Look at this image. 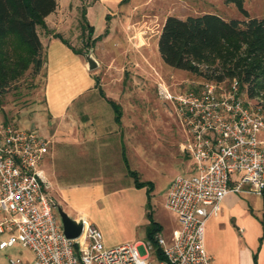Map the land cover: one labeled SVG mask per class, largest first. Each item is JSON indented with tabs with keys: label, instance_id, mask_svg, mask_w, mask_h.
<instances>
[{
	"label": "rangeland",
	"instance_id": "374dc122",
	"mask_svg": "<svg viewBox=\"0 0 264 264\" xmlns=\"http://www.w3.org/2000/svg\"><path fill=\"white\" fill-rule=\"evenodd\" d=\"M95 1L56 0V17L48 20V33L37 27L42 39L61 36L84 55L91 53L97 67L89 72L98 79L97 86L100 85L103 93L95 89L73 105L74 123L78 126L75 136L69 137V143L59 145L63 152L61 165L67 162L65 166L77 179L102 181L105 189H114L124 184L118 176L124 170L119 159V152L123 149L125 156L131 159L130 171L138 174L140 182H152L149 210L153 219L163 226V236L173 238L176 217L164 207L165 183L177 173H183L174 165V161L181 157L182 128L172 104L160 95L159 86H166L172 93H182L206 80L166 66L157 50L158 36L169 16L185 19L212 13L225 20L242 21L245 18L225 0L99 1L90 9L88 23L97 35L104 38L92 45L89 42L96 35L93 32L88 39V33L80 26L82 11L87 14ZM243 8L250 18L264 19V0H244ZM49 49L55 56L58 54L56 46ZM44 86L43 68L38 75L27 71L0 96V122H11L21 128H34L31 126L35 125L41 132L46 120L42 106ZM102 97L118 104L122 115L119 124L108 119L107 114L114 115V112L109 104L101 101ZM92 115L97 117L93 119ZM91 118L92 125L88 123ZM101 119L104 137L98 135L94 141L85 137L84 132L89 128L95 131ZM185 164L188 171L190 162ZM232 195L241 200V207L261 212L260 197L251 193ZM145 198L147 202V196ZM136 200L133 195L125 201L117 200L106 212L93 210L102 222L106 242L124 244L140 239L142 231L138 226L142 214L141 208L135 206ZM58 222L60 224V220ZM138 252L145 254L142 246L138 247ZM9 259L32 264L33 256L29 250L15 245L0 251V264H9Z\"/></svg>",
	"mask_w": 264,
	"mask_h": 264
},
{
	"label": "built area",
	"instance_id": "2783aa9c",
	"mask_svg": "<svg viewBox=\"0 0 264 264\" xmlns=\"http://www.w3.org/2000/svg\"><path fill=\"white\" fill-rule=\"evenodd\" d=\"M236 79L206 80L196 88L159 93L172 104L184 133L180 151L192 162L191 175H177L164 207L179 223L172 244L159 234L153 244L108 248L101 231L86 218L76 239H67L39 166L50 140L34 128L0 122V251L20 245L32 264H211L204 246L208 219L217 217L227 195L264 194V89L249 97ZM9 264L22 263L9 259Z\"/></svg>",
	"mask_w": 264,
	"mask_h": 264
},
{
	"label": "crops",
	"instance_id": "0c3cea01",
	"mask_svg": "<svg viewBox=\"0 0 264 264\" xmlns=\"http://www.w3.org/2000/svg\"><path fill=\"white\" fill-rule=\"evenodd\" d=\"M99 1L104 2L106 0H96L93 5L88 8L86 14L88 22L90 9ZM56 11L57 7L53 13L44 19L46 25L49 24L48 20L51 19V17H56ZM94 34L96 35L95 37L99 36L95 32ZM39 38L43 46L45 57L43 66L45 72V86L43 89L42 106L45 110L46 120L45 118V121L42 120L43 127L41 132L35 125L31 127L36 128L40 136L49 139L51 142L49 152L39 166L41 176L47 187L46 191L57 206L70 218L78 220L84 217L90 223L94 224L101 233L103 230L102 222L98 216L93 213V210L106 212V210L110 208V205H113L117 200L125 201L134 195L137 198V205L135 204V206L141 208L139 209L142 214V221L138 228H140L142 232L140 239L128 243L134 244L138 249L139 246H142V244L147 241L145 232L149 222L146 218V192L145 188L136 189L133 179L127 174L124 159L126 160L128 168L132 167L130 165L131 159L128 155L125 156L123 149L119 152V159L122 166H124V170L120 171L118 176L124 180V184L114 189H105V183L102 181H82L81 179H77L74 172H72L69 167L65 166L67 162L61 165L63 161H61V153L63 152L61 151L62 147H59V145L62 143H69V137L75 136L77 131L78 125L76 122L74 123L73 105L78 100L84 98L85 94L92 93L95 89L101 91L102 89L100 85L99 87L97 86L95 81L96 77L87 70L82 55L74 54L60 40L53 37L42 39L39 36ZM50 46H56L58 52V54L55 53L56 56L53 52H50ZM101 101H105L106 104H109L108 101L112 102V100L104 97H102ZM107 115L108 119L115 124V116L113 114ZM92 117L95 119L97 115H92ZM121 119L122 115L120 121ZM91 121L92 118L89 119L88 123L92 125ZM102 121L101 119L99 124L96 125V127H98L94 128L95 131L92 128L87 129L84 132V136L90 138L92 141H94L93 139L98 135L104 137ZM183 142L184 133L182 131L181 144ZM180 154L181 157L174 161V165L183 173H177L175 176L170 177L165 183L166 194L174 177L177 175L188 176L193 173L191 160L181 151ZM133 157L134 156H132V158ZM187 161L190 162L188 171L185 164ZM232 194L233 193L227 195L223 200L220 214L217 217L208 219L205 224L204 246L208 254L213 256L211 264H254V254H256V264H264V228L261 225V220H264L263 197L258 196L261 198L262 202L261 212L258 213L253 209L249 210L247 207H241V200ZM97 207L99 208L97 209ZM158 224L162 228L159 235L164 238L167 245L172 244L173 238L169 236L165 238L163 236L164 228L160 223ZM178 228L179 223L176 218L173 232L178 230ZM260 239H262L261 243ZM103 241L108 248L123 244L106 242L104 235Z\"/></svg>",
	"mask_w": 264,
	"mask_h": 264
},
{
	"label": "trees",
	"instance_id": "16d2710c",
	"mask_svg": "<svg viewBox=\"0 0 264 264\" xmlns=\"http://www.w3.org/2000/svg\"><path fill=\"white\" fill-rule=\"evenodd\" d=\"M123 0L121 3H124ZM244 0H225L233 4L245 20H225L217 14L204 13L185 19L169 16L165 19L157 40V50L162 62L176 70L203 77L205 80L222 82L236 79L241 88L247 87L252 97L264 89V19L250 18L243 8ZM56 0H0V96L8 92L24 74L31 70L38 75L45 63L43 46L37 27L46 30L44 19L56 10ZM81 30L94 32L81 13ZM107 35V34H106ZM105 35V36H106ZM60 40L74 54L84 55L73 48L61 36ZM98 36L90 44L103 39ZM88 45V43H86ZM98 85V79L95 78ZM100 93L102 91L100 90ZM114 112L115 122H120L121 111L117 104L108 101ZM124 156V154H123ZM127 174L133 179L136 189H146V240L155 248V255L161 258L156 246V236L161 226L152 218L149 210L151 182H140L138 174L130 171L124 159ZM264 201V194L262 195ZM264 228V220H261ZM262 239H260L261 243ZM256 264V254L253 255Z\"/></svg>",
	"mask_w": 264,
	"mask_h": 264
},
{
	"label": "water",
	"instance_id": "95a60500",
	"mask_svg": "<svg viewBox=\"0 0 264 264\" xmlns=\"http://www.w3.org/2000/svg\"><path fill=\"white\" fill-rule=\"evenodd\" d=\"M86 61V68L88 71H93L97 64L93 59L91 53L84 55ZM57 214L62 224V229L67 239H76L80 236L82 230V220H74L70 218L61 208L57 207Z\"/></svg>",
	"mask_w": 264,
	"mask_h": 264
}]
</instances>
